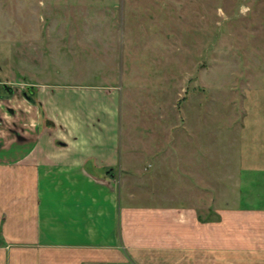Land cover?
<instances>
[{
  "label": "crops",
  "instance_id": "0c3cea01",
  "mask_svg": "<svg viewBox=\"0 0 264 264\" xmlns=\"http://www.w3.org/2000/svg\"><path fill=\"white\" fill-rule=\"evenodd\" d=\"M4 70L0 63V264H264V202L254 208L255 195L242 197L247 185L264 186V100L257 103L256 91L247 95L242 140L224 151L231 187L217 186V202L198 207L209 173L185 171L182 207L176 157L162 161L152 151L156 169L139 156L141 139L130 153L124 148L116 86L10 83Z\"/></svg>",
  "mask_w": 264,
  "mask_h": 264
},
{
  "label": "rangeland",
  "instance_id": "374dc122",
  "mask_svg": "<svg viewBox=\"0 0 264 264\" xmlns=\"http://www.w3.org/2000/svg\"><path fill=\"white\" fill-rule=\"evenodd\" d=\"M0 63L10 83L116 86L124 148L141 139L145 162H154L152 151L176 157L182 207L185 171L209 173L208 197L196 200L206 208L217 202L214 188L231 187L224 151L243 138L247 95L264 100V0H0ZM143 186L152 189L147 179ZM246 189L242 197L255 195L252 206L261 207L264 186Z\"/></svg>",
  "mask_w": 264,
  "mask_h": 264
},
{
  "label": "water",
  "instance_id": "95a60500",
  "mask_svg": "<svg viewBox=\"0 0 264 264\" xmlns=\"http://www.w3.org/2000/svg\"><path fill=\"white\" fill-rule=\"evenodd\" d=\"M29 90H31V89H29Z\"/></svg>",
  "mask_w": 264,
  "mask_h": 264
}]
</instances>
